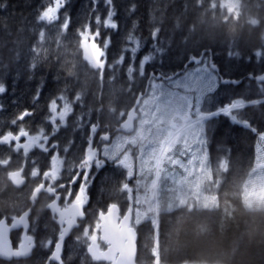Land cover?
Segmentation results:
<instances>
[{
	"label": "trees",
	"instance_id": "16d2710c",
	"mask_svg": "<svg viewBox=\"0 0 264 264\" xmlns=\"http://www.w3.org/2000/svg\"><path fill=\"white\" fill-rule=\"evenodd\" d=\"M182 1H173L169 6L165 5V3L158 5L157 2L154 3V0H113V7L116 12L113 19L117 23L118 28L120 30L125 29V32L122 33L121 43L120 39H116V36H114L118 33V28L114 34L110 33L111 46L113 44L114 46L123 45V41L127 38L129 39L130 36L138 38L139 44L141 43L142 46L141 50L139 49L140 52L135 56L134 63L130 64V58L126 57L124 63L125 73H127L129 68L139 70L140 67L137 61L143 55L151 54L153 57V60L144 65L145 70H143L146 73L154 71L163 76H169L184 70V65L191 56L214 54L217 45L216 48L212 45L201 47L199 43L204 42V36L216 40L223 32H215L219 29L213 25L210 28L211 31L208 34L205 32L204 35L203 29L199 27L203 14H205L203 20L209 23L212 21L211 19L216 20L223 27L225 35L228 36L229 40L221 47L223 54L236 56L237 52L240 51L244 56L254 58V52L257 50L261 49L264 52V43L262 42L264 32V0H241L243 8L238 21L222 19L223 16L221 15V11H219L221 1L217 3L218 0H199V8L201 10L198 12L201 13L198 16H194L193 19L186 20L182 13L178 14L182 10ZM63 4L60 0H0V76L5 71L14 69L13 59H17L18 62L28 64L29 66L38 56H44L42 48L37 50L40 52L37 55L28 50V48L37 44L38 41H47L46 49L48 52L47 61L44 62L41 68H38L40 63L36 67V71L39 69L36 75H33L34 72L27 70V67H24L18 75H12L14 71H11L5 78L7 82L1 81V78L0 84H6V86L10 84L13 88H20L19 90H13L14 98L12 99L14 102H19V107H21L16 108V112L8 114L13 120H17V117L25 109L33 110L34 106L30 107L27 104L28 102L35 103L32 99L34 100V96L37 93L36 90L39 88L38 85L41 83L43 85L42 90H39L38 99L39 106L42 108L39 111L42 120L41 125L44 122H49L47 103L50 100L60 98L71 99L75 96L83 99L81 103L74 107L75 115L69 118L67 122L69 124L68 128L55 140L48 136L49 132L43 125L46 139L50 142L52 141V143L57 142L58 145L54 144L56 145V150L60 153L79 154L80 149L83 147V133H85L92 119L97 120L95 116L90 115L91 111L95 108L93 105H97L98 107L100 104L105 103L107 99L108 103L105 105L107 110L100 117H105L108 120L110 117L106 114H108V111L113 110L111 103L119 102V99L112 102L109 97H106L101 100V96L105 97L106 95L104 94L106 85L101 83L100 75L95 74L94 70H91L87 74H78L77 69L68 68L60 76L57 74L58 57L61 50L58 49L57 45L62 46L65 41H69V35L73 33L77 46L78 42L85 37L84 35L88 31L87 29L84 32L88 22L100 28L99 39L104 37L102 29H108L103 27L102 22L101 25H97L94 22L95 17L92 18V13H90V9L93 8L91 0H69L66 9L63 8ZM154 4L162 9L169 7L167 15L170 18L164 20L168 22L165 26L159 22L162 26L161 28H157L149 20L148 9L150 5ZM99 8L101 6L97 4L95 9L99 10ZM133 8L134 10H132ZM45 11L48 14L42 18V13ZM67 13L70 14V20ZM79 15H82V17L80 18ZM177 17V26H174L173 21L177 20L175 19ZM52 20H55V22ZM213 23L215 24V22ZM45 25L49 26L47 27V30L50 31L49 35L42 29ZM239 25L245 27H240V30L236 34L230 36L227 27L235 28V26ZM198 27L200 31L196 29ZM61 28H65L67 33L63 34ZM165 28L167 29L164 31ZM95 32L90 31V34L94 35ZM126 32L128 33L126 34ZM245 39L251 42L253 40V42L244 49H240L239 44ZM218 42L220 40L212 44H219ZM76 54L78 55V53ZM80 57L81 55H79V61L81 62ZM213 62L220 68L222 77L234 79L232 74L225 71V66L216 63L215 59H213ZM263 62L264 60L260 62L261 64L258 69H263L262 73L264 72ZM28 71L30 74L26 75L25 73ZM257 71L252 73V75H260ZM135 72L130 71L129 74L133 75ZM80 74L85 76L80 78L78 76ZM25 75L29 76V78L36 76L38 80L34 83L30 80V85L27 86L28 81L24 78ZM77 78H79V81L82 80V82H78ZM243 78L247 79V77ZM135 80L137 82L132 86L131 83H124L126 87L124 95L130 94L135 97L133 92L144 88V79L136 78ZM90 82L92 83L91 86L86 85ZM120 82L123 83V80H120ZM252 84L255 85L256 83L252 82ZM227 87L229 86L224 85V88ZM8 89L12 90V88ZM116 89L118 90V88H115V94ZM88 90H97L96 93L100 94L98 103H95L97 99L95 100L94 95L91 100L92 93L89 94ZM120 91L122 92L123 90ZM252 91L254 95L250 97L233 95L228 100L219 97L218 104L214 106L213 110H217L220 106L238 98L242 107L234 109L232 112L237 117V124L232 123L230 117H226L223 114L204 122L205 135L208 139L211 157L210 163L214 162L217 164L222 161L226 164L225 169L220 172V183L213 189L214 194L218 192L216 205L210 209L193 207L188 208V211L184 208L170 211L166 206L168 201H164L162 204L163 209L159 213L156 225L152 219L140 222L135 226L137 231V264H155L156 259L159 261V264H186L190 262L202 264H264V203L260 204L259 207L254 206L249 208L245 205L243 196L244 183H246L250 173H252L251 170L255 164L260 136H264V101L258 102L264 99V91ZM6 99H9L8 92L0 97V106H2L1 103L4 100L6 101ZM133 100H128L126 107ZM250 102L256 103L246 105ZM22 105L26 107L22 108ZM80 105H83V109L78 108ZM90 105L91 108L89 109L87 106ZM80 111L84 113L79 117L77 115ZM210 113L212 111H205V114ZM36 115L37 112H34V116ZM34 116H29V119L33 120ZM78 120L82 121L79 128L80 131L75 130ZM219 123L235 127L232 128L234 131L230 133L225 130V134L215 135L214 126ZM245 124H249L250 129L243 127ZM38 127V125H34V128L37 129ZM216 139L230 149L216 150ZM47 222L45 223L46 226L48 225ZM51 229L49 233L53 235ZM12 238L14 242L17 241V238ZM70 241L71 239H68L64 246V263L67 257L75 259V261L82 257L89 264H105L93 261L87 255L84 243L78 248L75 247L78 252L72 251L70 253ZM70 247L73 246L70 245ZM155 250L157 255L155 254ZM67 252L70 255L66 256ZM48 255L47 250L42 251L37 247L31 257H38L43 261L48 258ZM2 262L0 260V264ZM3 264L10 263L4 262ZM66 264L69 263L67 262Z\"/></svg>",
	"mask_w": 264,
	"mask_h": 264
},
{
	"label": "rangeland",
	"instance_id": "374dc122",
	"mask_svg": "<svg viewBox=\"0 0 264 264\" xmlns=\"http://www.w3.org/2000/svg\"><path fill=\"white\" fill-rule=\"evenodd\" d=\"M173 1L178 0H154V3L157 2L158 5H162L165 3V5L170 6V3H172ZM183 1L182 10L178 12V14L182 13L183 17L186 20L193 19L194 16H198V14L201 13L198 12L199 10H201V8H199V0ZM60 2L64 3V0H60ZM219 2L221 7L219 11H221V15L223 16L222 19L228 21H238L240 15L242 14L243 8L241 0H218L217 3ZM98 4H100L101 8H99V10H96L95 13H93L92 9H90V13H92V18H94L96 14H99L101 16L102 22L107 15L108 6L105 5L104 0H99ZM91 6L96 7L97 4H92ZM152 6H155V4L150 5L148 9L150 22H152L154 26H157V28L162 27L159 22L165 26V24L168 22H165L164 20H168L170 18L167 15V9L169 7L167 9H162L158 8L157 6ZM79 16L80 18L82 17V15ZM178 17L175 18L177 20L173 21L174 26H177ZM204 18L205 14L201 16V21L199 22V27L203 29L204 35L205 32L206 34H208L211 31L210 28H212L213 25H215L217 29H219L215 32L221 31L223 33H221L219 35V38L216 40L209 37L206 38V36H204V42L199 44L201 47L212 45L214 48H216L217 45L214 56L219 60L220 64L225 66L224 69L227 73L232 74L234 79H240L256 72L259 69L261 64L260 62L264 60L263 50L260 49L254 52V58L244 56V54H242L240 51L237 52L236 56L223 54L221 47L229 40L228 36L225 35L223 27L220 26L216 20L211 19L212 21L210 20V24L208 21L203 20ZM52 21L55 22V20ZM56 22H58V20H56ZM156 22L158 23L156 24ZM213 22H215V24ZM47 27L49 26L45 25L42 29H44L49 35L50 31L47 30ZM199 27L196 28L198 31H200ZM240 27L245 26L239 25L235 26V28L227 27L229 35L232 36L236 34L240 30ZM61 29L63 31V34L67 33L65 28ZM87 29L88 25L86 26L84 32ZM166 29L167 28H165L164 31ZM96 30L97 27H95L92 23L91 31ZM102 30L104 35L102 39H99V36L93 39L94 35H91L89 31L85 33V37H82L91 41L95 40L100 46L99 49L103 48L105 50L103 43L104 39L109 37L110 33L114 34L117 29H115V31H113V29L111 28ZM124 30L125 29L120 30L118 28V33L114 35L116 36V39H120V43L122 33L125 32ZM128 32H126V34ZM247 34L251 35L250 33ZM243 36H245V34H243ZM131 37L132 40H129L127 38L125 41H123V45L121 44L120 46H114L113 44L111 46L110 44L111 47L109 46L106 48L107 51L105 50V58L100 60V62L104 64L105 70L104 72H101L103 70L101 66L96 67L98 69L94 70L93 67L88 64L89 62L83 58L82 41L78 42V45L76 46V39L74 34L72 33L71 35H69V41H65L62 46L57 45L58 49H61L58 57V69H56L57 74L60 76V74L63 71H66V69L68 68L77 69L78 74H87L88 72H91V70H94L95 74L100 75L101 83H104L106 85V87L104 88V94L106 95L105 97L101 96V100L102 98L105 99L106 97H109L112 102L119 99V102L111 103V105L113 107V110L120 109L123 112L126 111V102L128 100L132 101L134 98V96L130 94L124 95L126 89L124 83H131L132 86L137 82L135 80L136 78L141 80L144 79L145 83L148 81L149 92L147 96L144 97L139 107L140 117L139 120H137L134 132L129 135H124L123 137L114 136L112 140H110L109 143L105 144V146L103 147V155L109 160V162L118 163L124 159H128L132 162L134 161L132 168L136 165L135 170L133 171L134 177L136 178L135 184L138 183V185H136V188L140 186L141 189L143 187V181L148 180L146 185V194L142 195L141 197L137 196L135 198L137 207L143 205L142 207H138L136 209L135 218L133 219V224L135 226L142 220H152L149 219L151 217L150 214L152 210L154 216L155 214L158 215V213L160 212V207L167 199L168 203L170 202V204L173 206H179L184 203V205L188 204L185 206L191 208H213V206H215L217 203L218 194V192L214 194L213 189L218 185V183H220V172L225 169L226 164L222 161L220 163H217V168L214 171L212 164L209 162V151L206 147V138L204 135L205 124L203 120L206 118L205 111L213 110L214 106H216L219 102L217 100L219 99V97L225 98V100L232 98L233 95L250 97L251 95H254V92L252 90H259L260 92H263L264 88H259L253 85L252 80H250L249 78L245 79L241 83H238L237 85H232V88H230L231 86L224 88V85L220 83L217 91L204 100L200 98L198 92L190 90L184 84V78L187 76L188 71L194 69L195 67H197V65H192V67L190 66L185 72L172 79L164 81L161 78L157 79L155 76H152L149 79L148 77L151 72L146 73L144 71V65L153 60V57L150 60L144 62L142 68L141 62L146 55H143V57L141 59H138L137 61V64L140 67L139 70L136 68H129L127 73H125L126 69L124 63L126 61V57L130 58V64L134 63L136 54H138L142 48L140 43V50H138L133 58V54L129 51V49L134 46L133 42L138 41V38L133 36ZM219 40V44H212L213 42H217ZM252 42L248 39H245L239 44V48L244 49ZM262 42L264 43V32L262 35ZM46 44L47 41L42 40L40 42L38 41V43L33 47L28 48V50L32 51L35 55L40 53L37 51L40 48H42V51H44V56H38L29 64V66L28 64H22L21 62H18L17 59H13L14 69H12L11 71H14V73L12 75H18L24 67H27V70H29L30 72H34L33 75H36L39 70L37 69L36 71V67L40 63L38 68H41L44 62L48 59ZM76 53H78V55ZM79 55H81L82 57H80L81 62L79 61ZM121 55L124 56L122 61L120 60ZM199 66H206L210 69L208 60L206 58L203 59ZM11 71H5L0 76V80L2 78L1 81L4 80L5 82H7L5 78ZM29 71L25 74L29 75ZM130 71L136 72L132 75L129 74ZM107 73L109 74L108 76ZM156 74L159 73H153V75ZM26 75L24 76V78L28 81L27 86L30 85V80L33 83L35 81L37 82L38 79H36V76H31V78H29V76ZM78 76L80 78H83V76L85 75L82 76L80 74ZM76 80H78V82H82V80L79 81V78H77ZM120 80H123V83L120 82ZM42 85V83L38 85L39 88L36 90V92H38V90H42ZM86 85L91 86L92 83L90 82ZM0 87H3L5 90H8V88H12V90L20 89L13 88L10 86V84H8V86H6V84H0ZM115 88H118V90L116 89V94ZM120 90L123 91L121 92ZM140 90L133 92V94L136 95ZM96 91L97 90H88V93H92L91 100L93 99L94 95L95 100L97 99V102L95 103H98L100 94L96 93ZM82 100L83 99L79 98L78 96L72 97L71 99H57L55 100L57 105L55 113L49 110V104L52 100L47 103L49 122H44L42 124V127L43 125L45 126V129L49 132L48 136L51 139L57 138L65 129L68 128L69 124H67V122L69 121V118L75 115L74 107L81 103ZM36 101L38 103V100ZM105 103H108L107 99ZM87 107L90 109L91 105ZM78 108L83 109V105H80ZM33 110L35 113H38L40 110H42V108L38 103L34 105ZM83 113V111H80L77 116L80 117ZM118 114H115L113 117L117 119ZM120 115L121 114H119V117ZM77 124L78 125L75 130L80 131L79 128L82 124V121L78 120ZM47 141L48 139H46V142ZM122 148L124 151V155L120 154ZM129 152H131L132 155L129 154ZM184 156L186 159H183ZM255 158L256 160L251 171L252 173H250L246 183H244L243 190L244 203L249 208H252L254 206L259 207L260 204L264 203V137L261 139L260 145H258L257 147ZM126 170L127 175L132 173V171H129L128 169ZM117 173H114V176ZM123 175L124 174H119L115 180L121 179ZM147 195L149 198L147 197ZM152 204L154 205V207ZM139 208H144L143 213ZM155 221H158V217L155 218ZM42 226L45 228V224H42ZM98 235V227H94L87 233H76L69 243L70 253L72 251L78 252L75 247L78 248L82 243H85L87 241V244H89L91 240H96L98 238ZM54 237L55 236L51 235L50 233L48 234V236H45L43 238L38 237L37 242L40 250H51V248H49L48 246L49 243L54 239ZM70 245H72L74 248L70 247ZM70 253L67 252L66 256L68 254L70 255ZM40 261L41 259L36 257L34 260L28 261L24 264H39ZM66 261L69 264H89L88 262L84 261L82 257H80V259L76 261L75 259H70L67 257ZM155 264H159V261L157 259ZM186 264L202 263L190 262Z\"/></svg>",
	"mask_w": 264,
	"mask_h": 264
},
{
	"label": "flooded vegetation",
	"instance_id": "af4514ba",
	"mask_svg": "<svg viewBox=\"0 0 264 264\" xmlns=\"http://www.w3.org/2000/svg\"><path fill=\"white\" fill-rule=\"evenodd\" d=\"M13 92L8 89L9 99L4 100L0 108V141L13 136L9 142H0V220L10 224L13 219L28 212L29 225L32 226L29 234L33 237L35 249L38 246L35 238L38 235L42 238L48 236L49 229L52 228L56 237L49 245V254L59 240L62 228L73 219L76 220V226L68 239H72L78 232L87 233L94 227H98L99 231V217L107 213L111 206H116L119 222L130 211L133 220L136 209L142 207H137L135 203V198L140 197V186L138 190L133 173L136 165L132 168L134 161L128 159L118 163L109 162L103 155V147L114 136L123 137L134 132L140 117L141 104L137 110L134 128L128 131L120 129L126 112L120 109L111 110L106 114L111 116L107 120L100 117L107 110V103L98 107L93 105L95 108L90 115L97 120L92 119L87 129H83V147L79 154L60 153L54 145L57 144L56 141L46 142L39 112L36 116L30 115L34 116L33 120L27 116L22 121H15L8 115L16 112V108H21L19 102L13 101ZM2 95L3 93L0 97ZM32 101L34 102L33 99ZM35 104H38L37 101L34 104L28 102L27 106L33 107ZM24 107L26 106L22 105ZM118 113L121 114L120 117ZM115 114H118L117 119L113 117ZM34 125L39 127L36 129ZM90 125H95L96 129H91ZM21 129L25 134L20 135L17 140L15 137ZM120 154L124 155L123 148ZM129 154L132 155L131 152ZM126 169L132 173L127 175ZM117 172L124 175L115 180L119 175ZM114 173L117 174L114 176ZM139 209L143 213L144 208ZM80 213L83 214L81 219L78 218ZM46 222L48 225L44 228L42 224ZM10 234L18 240L23 237V230L12 231ZM92 242H96L101 250L108 248V244L100 242L98 238L89 243ZM18 243L13 247H17ZM63 256L60 263L52 264H64ZM31 258L0 260L3 261L1 264H23L36 257ZM46 260L40 264H44Z\"/></svg>",
	"mask_w": 264,
	"mask_h": 264
},
{
	"label": "water",
	"instance_id": "95a60500",
	"mask_svg": "<svg viewBox=\"0 0 264 264\" xmlns=\"http://www.w3.org/2000/svg\"><path fill=\"white\" fill-rule=\"evenodd\" d=\"M83 56L86 61L91 62L95 68L102 67L104 64L100 62L104 56L103 50L99 49V46L95 42L89 40L82 41ZM98 46V47H97ZM200 57H192L188 63H195ZM196 64V63H195ZM212 68H218L217 65H213ZM219 70V68H218ZM254 78L257 81H262L264 75ZM229 81H236L233 79H227ZM225 84V83H223ZM229 84V83H227ZM234 84V83H231ZM236 84V83H235ZM142 94H139L133 107L128 111L125 121L121 124L120 129L122 131H128L134 128V121L137 117L136 109L140 103ZM91 129H96L95 125L91 126ZM13 136L2 139L1 143L11 141ZM104 140H107L105 138ZM83 214L80 213L78 218H82ZM62 225V221L60 220ZM28 212L13 219L11 224H7L5 221H0V257L4 259L11 258H28L31 256L34 249L33 239L28 235ZM74 226H76V220L69 221L65 227L62 228L59 240L55 245L54 251L50 255V260L59 262L63 254V247L65 239L70 235ZM23 230L22 242L16 249L12 246L11 232L15 230ZM137 233L133 227H131V213L128 212L126 216L118 222V213L116 206L109 208L107 214L100 215V240L106 242L109 247L100 251L97 249L95 243H92L88 247V255L96 261H104L108 264H136L137 245H136ZM58 258V259H57Z\"/></svg>",
	"mask_w": 264,
	"mask_h": 264
},
{
	"label": "snow or ice",
	"instance_id": "6c2138e0",
	"mask_svg": "<svg viewBox=\"0 0 264 264\" xmlns=\"http://www.w3.org/2000/svg\"><path fill=\"white\" fill-rule=\"evenodd\" d=\"M93 5H96L99 3V0H91ZM69 3V0H64L63 8L66 9L67 5ZM105 5L108 6V11L106 17L102 21V25L104 28H111L113 30L118 28L117 23L114 21L113 17L116 15L115 9L113 7V0H104ZM134 10V8L132 9ZM92 12L95 13L96 9L95 7L92 8ZM47 11L42 13V18L44 16H47ZM69 20L71 19L70 14H68ZM94 22L97 25H101V16L99 14L95 15V20ZM88 31H91V22H88ZM100 36V28H97L93 39L95 37ZM129 40H132V37H129ZM134 46H132L129 51L133 54V58L135 54L138 52L140 48L139 41H134ZM110 46V37L104 39V48L106 49L107 47ZM98 47V46H97ZM124 58L123 55H121L120 60L122 61ZM152 58L151 54L144 56L143 61L141 62V67L143 68V63L150 60ZM197 65L194 69L188 71L187 76L184 78V84L186 87H188L190 90L198 92L200 95L201 99L210 97L213 93H215L218 89V86L220 83H237V81H229L227 79H224L223 77L220 76L218 68L214 69H209L206 66L205 67H200V61L196 60L194 61ZM131 70V69H130ZM262 83H264V78H262ZM5 91V89L0 90V93ZM39 99V90L34 96V102ZM56 101L53 99L50 101L49 104V110L53 113H55L56 109ZM241 107L239 99H233L230 103L224 104L219 107L217 110H211L213 115L210 118H214L217 115L223 114L226 117H230L231 122L234 124H237V117L236 115H233L232 112L234 109H238ZM2 108V106H0ZM34 112L31 109H25L20 115L17 117L18 120H24L25 117L33 115ZM54 119V117H53ZM15 123V121H14ZM25 134L23 132V129H21V132L16 135V139H19L20 135ZM9 135H12L9 133ZM52 257H50L51 259ZM58 259V258H57Z\"/></svg>",
	"mask_w": 264,
	"mask_h": 264
},
{
	"label": "crops",
	"instance_id": "0c3cea01",
	"mask_svg": "<svg viewBox=\"0 0 264 264\" xmlns=\"http://www.w3.org/2000/svg\"><path fill=\"white\" fill-rule=\"evenodd\" d=\"M83 39H84V38H83ZM80 41H81V40H80ZM210 56L212 57V60L215 59L216 63L220 64V63H219V60H217V58L214 56L213 53H210V54H208V55H206V56H204V57H203V55H202L201 57L206 58V59H210ZM247 78H248V76H247ZM244 80H245V79L242 77L241 79L237 80V81H238L237 84L243 82ZM243 127H245V128H249V129H250L249 124H245ZM232 128H235V127H229V126H227L226 124L222 125V124L219 123V124H216V125L214 126V133H215V135L225 134V132H224L225 130H226V132H230V133H231V131H234V130H232ZM211 145H212V142H211ZM215 149L218 150V151H220V150H223V149H227V150H229L230 148H229L228 146L225 147L223 143L218 142V140L216 139V146H215ZM215 166H216V164H215ZM188 210H189V209H187V211H188Z\"/></svg>",
	"mask_w": 264,
	"mask_h": 264
},
{
	"label": "bare ground",
	"instance_id": "6f19581e",
	"mask_svg": "<svg viewBox=\"0 0 264 264\" xmlns=\"http://www.w3.org/2000/svg\"><path fill=\"white\" fill-rule=\"evenodd\" d=\"M84 39H82L81 41H83ZM202 58V57H201ZM210 59H212V57L210 56ZM213 61V60H212ZM259 142V141H258ZM253 169V168H252ZM252 171V170H251ZM99 220H100V217H99ZM136 241H137V239H136ZM58 242V241H57ZM56 242V243H57ZM56 245V244H55ZM54 248H55V246H54ZM54 248H53V251H54ZM52 251V252H53ZM52 253H50V255H51ZM0 259H3V260H10V259H4V258H1L0 257ZM12 259V258H11ZM13 259H20V258H13ZM21 259H26V258H21ZM61 261V260H60ZM60 261L59 262H57V261H53V260H50V259H47L46 260V262L44 263V264H52V263H60ZM67 262V261H66ZM66 262L64 263V264H66ZM40 264V263H39Z\"/></svg>",
	"mask_w": 264,
	"mask_h": 264
},
{
	"label": "clouds",
	"instance_id": "9594fccd",
	"mask_svg": "<svg viewBox=\"0 0 264 264\" xmlns=\"http://www.w3.org/2000/svg\"><path fill=\"white\" fill-rule=\"evenodd\" d=\"M3 88L2 87H0V90H2Z\"/></svg>",
	"mask_w": 264,
	"mask_h": 264
}]
</instances>
